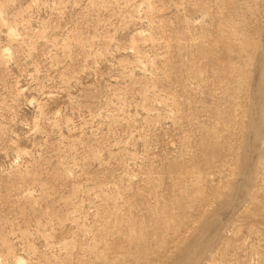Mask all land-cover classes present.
Segmentation results:
<instances>
[{"label":"rangeland","instance_id":"obj_1","mask_svg":"<svg viewBox=\"0 0 264 264\" xmlns=\"http://www.w3.org/2000/svg\"><path fill=\"white\" fill-rule=\"evenodd\" d=\"M264 264V0H0V264Z\"/></svg>","mask_w":264,"mask_h":264},{"label":"bare ground","instance_id":"obj_2","mask_svg":"<svg viewBox=\"0 0 264 264\" xmlns=\"http://www.w3.org/2000/svg\"><path fill=\"white\" fill-rule=\"evenodd\" d=\"M15 264H23V260L20 257H15Z\"/></svg>","mask_w":264,"mask_h":264}]
</instances>
